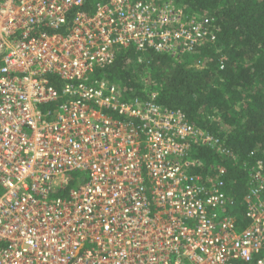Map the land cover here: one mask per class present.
Returning a JSON list of instances; mask_svg holds the SVG:
<instances>
[{
  "label": "built area",
  "instance_id": "built-area-1",
  "mask_svg": "<svg viewBox=\"0 0 264 264\" xmlns=\"http://www.w3.org/2000/svg\"><path fill=\"white\" fill-rule=\"evenodd\" d=\"M86 2L0 0V264H264V173L238 229L225 170L192 172L193 147L219 141L155 91L90 80L119 49L184 61L214 39L208 20L105 0L62 34Z\"/></svg>",
  "mask_w": 264,
  "mask_h": 264
},
{
  "label": "trees",
  "instance_id": "trees-1",
  "mask_svg": "<svg viewBox=\"0 0 264 264\" xmlns=\"http://www.w3.org/2000/svg\"><path fill=\"white\" fill-rule=\"evenodd\" d=\"M103 1L87 0L70 12L61 33L71 30L78 14H93ZM164 1L188 18L208 20L214 39L184 61L153 50L119 49L114 64L90 80L119 84L128 101L146 96L144 90L155 91L159 105L181 110L192 124L213 135L219 141L215 146L193 147L191 155L201 165L192 172L207 177L210 171L215 177L217 168L225 170L220 179L233 200L228 214L243 229L248 226L244 200L250 171L264 173V0H156ZM49 78L60 87L56 77Z\"/></svg>",
  "mask_w": 264,
  "mask_h": 264
},
{
  "label": "rangeland",
  "instance_id": "rangeland-1",
  "mask_svg": "<svg viewBox=\"0 0 264 264\" xmlns=\"http://www.w3.org/2000/svg\"><path fill=\"white\" fill-rule=\"evenodd\" d=\"M86 179H87V178H86ZM86 179L84 180V182L86 181ZM84 182H83V183H84ZM83 183H82V184H83Z\"/></svg>",
  "mask_w": 264,
  "mask_h": 264
}]
</instances>
